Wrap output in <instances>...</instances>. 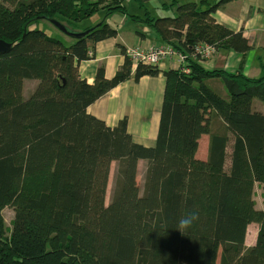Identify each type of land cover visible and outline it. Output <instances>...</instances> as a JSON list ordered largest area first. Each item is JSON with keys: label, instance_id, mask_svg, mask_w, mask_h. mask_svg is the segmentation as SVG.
<instances>
[{"label": "trees", "instance_id": "1", "mask_svg": "<svg viewBox=\"0 0 264 264\" xmlns=\"http://www.w3.org/2000/svg\"><path fill=\"white\" fill-rule=\"evenodd\" d=\"M126 1L0 0V38L13 43L0 53V264H264V209L254 199L255 183L264 184V112L254 104L264 103V63L254 77L203 65L220 51L252 50L242 30L214 16L235 0H134L138 12ZM100 9L148 26L163 43L154 46L186 55L179 68L136 64V80L166 79L154 146L134 140L127 117L109 126L87 110L131 77L129 57L112 78L104 66L93 83L80 74L117 28L104 20L77 39L38 25L52 18L84 31L93 26L80 22ZM207 47L214 52L200 60ZM27 79L38 80L28 97ZM203 134L206 159L198 156ZM140 160L147 161L143 186ZM189 213L198 219L180 232ZM253 222L259 235L246 248Z\"/></svg>", "mask_w": 264, "mask_h": 264}, {"label": "crops", "instance_id": "2", "mask_svg": "<svg viewBox=\"0 0 264 264\" xmlns=\"http://www.w3.org/2000/svg\"><path fill=\"white\" fill-rule=\"evenodd\" d=\"M214 16L219 23L228 28L234 31L242 30L249 38L252 50L243 54L234 51H220L211 60L203 62V65L206 68H223L230 71L242 68L249 76H259L262 70L261 63H264L263 54H258L264 52V0H235L217 10ZM104 20H107L111 26L117 27L118 35L99 41L95 45L94 57L81 62L80 74L90 83L95 81L101 66H104L107 77H114L125 63L124 50H127L129 46L150 47L163 44L153 29L131 20L126 15H106L103 20L98 18L95 24H81V22L80 24L82 27L96 26ZM250 54L253 56L250 57ZM179 65L176 59L174 61L167 59L158 66L161 70H167L179 68ZM135 69L136 64H134L130 78L113 87L88 106L87 110L90 114L104 120L109 126H115L121 119L127 117L128 131L134 140L145 146H154L160 124L166 79L161 73L157 76L145 75L136 80L134 78ZM216 85L217 90L225 93V88L221 83ZM259 103L264 108V103L258 99L254 104L257 109L262 110ZM202 143L206 145L203 149V153L205 150L206 153L199 154L201 149L199 145L198 156L206 159L209 156V134L202 135L200 144ZM144 162L147 161L140 160L139 165L141 166ZM254 199L256 208L264 209L263 183H255ZM8 225H11V221ZM259 231L258 223L249 224L245 239L247 248L257 242Z\"/></svg>", "mask_w": 264, "mask_h": 264}, {"label": "rangeland", "instance_id": "3", "mask_svg": "<svg viewBox=\"0 0 264 264\" xmlns=\"http://www.w3.org/2000/svg\"><path fill=\"white\" fill-rule=\"evenodd\" d=\"M181 1H190V0H181ZM212 1H215V0H212ZM126 4H127L128 8L130 9V11H133V12H138L139 11L138 6H137L136 2H134V0H127ZM158 12H159V14L157 16H160V15L162 16V15L165 14L164 10H158ZM98 18L100 20H103L104 18H106V12L103 9L102 10L100 9L92 17L82 21L81 24H89V25L90 24H95L94 22H96V20ZM129 23H130V21H129ZM38 25H39L40 28L44 29L50 35L58 36L60 38H65L64 34L61 33V31L50 20H46V19L40 20ZM79 30H80V28H79ZM136 46H141V45L129 46L127 49H129L132 52V49L135 50ZM142 48H145V47L142 46ZM212 52H214V51H212ZM127 53H128V51L125 50L124 51L125 59L128 57ZM178 54H180L181 57H183L184 59L186 58L185 54L180 53V52L179 53L175 52L174 55H172L173 58L171 60L174 61V59H176L179 62V59H181V58L178 56ZM258 54H261V55L263 54V58H264V52L263 53H258ZM251 56H253V55L250 54V57ZM205 58H207V57L201 55L199 59L201 60V59H205ZM209 60H211V59H208L207 61H209ZM256 62H257V60H256ZM188 71H189V69H188ZM36 85H38V80H36V79H34V80H30V79L25 80L24 89H23L24 96L28 97L35 90ZM260 105L262 107V104H260ZM262 112H264V108L263 107H262ZM199 145L201 146L199 154L200 155L201 154H205L206 150L203 153V149L206 148V145L205 144L203 145V143L200 144V142H199ZM231 145H232V143H230L229 147H228L229 152L231 151ZM117 166H118V164H117L116 160H114L112 162L111 170H110V177H109V182H108V187H107V192H106V204H109V202L111 201V198H112L113 187L115 185V175H116V172H117ZM227 166L229 167V162H227ZM139 167L140 168H139V173H138V183H139V185L143 186L144 179H145V172H146V170H145L146 169V162L141 164V166L139 165ZM4 213H5V216H6V219H7V224L8 223L10 224V221L12 220V218L14 216V210L12 208L6 209L4 211ZM10 229H11V227H10ZM245 247L247 248L246 244H245Z\"/></svg>", "mask_w": 264, "mask_h": 264}, {"label": "built area", "instance_id": "4", "mask_svg": "<svg viewBox=\"0 0 264 264\" xmlns=\"http://www.w3.org/2000/svg\"><path fill=\"white\" fill-rule=\"evenodd\" d=\"M127 51L128 57L130 58L133 64L143 62L151 65H159L167 59H172V55H174L175 53V51H173L170 47H166L165 45L150 46L145 48H142L141 46H136V49H132V52L129 49H127ZM212 51L213 49L207 47L205 49H202V55L205 57H209L210 55H212ZM178 56L181 58L179 59V63L183 64L185 62V59L181 57L180 54H178ZM186 70L188 71V69Z\"/></svg>", "mask_w": 264, "mask_h": 264}, {"label": "water", "instance_id": "5", "mask_svg": "<svg viewBox=\"0 0 264 264\" xmlns=\"http://www.w3.org/2000/svg\"><path fill=\"white\" fill-rule=\"evenodd\" d=\"M50 21L65 35L72 37V38H83L85 37L91 30H93L94 28H96L97 26H99L101 23H99L96 26H93L89 29H86L84 31H70L62 22H60L57 19H50ZM13 47V43H9L7 41H5L4 39L0 38V53H6L8 51H10Z\"/></svg>", "mask_w": 264, "mask_h": 264}, {"label": "clouds", "instance_id": "6", "mask_svg": "<svg viewBox=\"0 0 264 264\" xmlns=\"http://www.w3.org/2000/svg\"><path fill=\"white\" fill-rule=\"evenodd\" d=\"M196 219H198L197 213H189L188 215L181 217L178 222V230L182 232V230L188 229Z\"/></svg>", "mask_w": 264, "mask_h": 264}]
</instances>
